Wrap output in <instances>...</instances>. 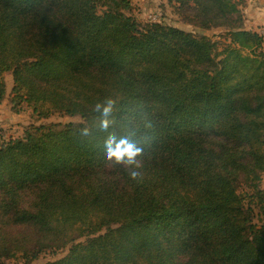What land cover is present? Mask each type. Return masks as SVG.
<instances>
[{"label":"trees","instance_id":"1","mask_svg":"<svg viewBox=\"0 0 264 264\" xmlns=\"http://www.w3.org/2000/svg\"><path fill=\"white\" fill-rule=\"evenodd\" d=\"M166 1L222 40L131 0H0V103L10 74L13 106L80 118L1 141L0 264H264V38L246 0Z\"/></svg>","mask_w":264,"mask_h":264},{"label":"rangeland","instance_id":"2","mask_svg":"<svg viewBox=\"0 0 264 264\" xmlns=\"http://www.w3.org/2000/svg\"><path fill=\"white\" fill-rule=\"evenodd\" d=\"M246 1L247 3L245 8L250 5V3H260V5H262V7L264 8V0ZM131 2L134 11L129 12V14L136 19V22L140 26L149 22H163L164 24L175 26L186 32L193 33L194 35L205 37L206 39L211 41L222 40L221 37H223V29L202 30L194 26L193 24H189L187 21L184 20V18L179 14V12L174 8V6L169 5L166 0H131ZM243 14H246L244 12V9ZM258 22H263L264 24V20ZM258 25L259 24L247 25V27H251L256 33H258L264 38V26ZM243 27L246 28L245 21L243 23ZM4 82L6 85V95L5 99L0 103V141L8 139L7 137L19 136L23 128L29 125L30 123H68L80 121V118L78 116L68 117L58 114H53L47 119H37L36 115L33 114L32 111L27 108L24 104L19 106H13L10 103L9 95L13 85L10 74H4ZM5 134H7V136H5ZM256 211H258V209H256ZM254 216V223L259 225L261 223L262 216L259 212H256V215ZM67 252L68 248L58 251H45L29 264H45L47 262H53L64 257ZM5 264H15V262L9 260L6 261Z\"/></svg>","mask_w":264,"mask_h":264},{"label":"crops","instance_id":"3","mask_svg":"<svg viewBox=\"0 0 264 264\" xmlns=\"http://www.w3.org/2000/svg\"><path fill=\"white\" fill-rule=\"evenodd\" d=\"M244 12L246 13L245 14L246 29L254 31V29H252L251 27H247V25L259 24L258 26H264L263 22H258V21L264 20V8L262 7V5H260V3H256V4L250 3V5H248L244 9ZM255 30H257V29H255ZM20 134H21V132H20ZM20 134H19V136H20ZM5 136H7V134H5ZM7 138H16V137H7ZM0 143H1V141H0ZM261 187L264 188V175L262 176Z\"/></svg>","mask_w":264,"mask_h":264},{"label":"clouds","instance_id":"4","mask_svg":"<svg viewBox=\"0 0 264 264\" xmlns=\"http://www.w3.org/2000/svg\"><path fill=\"white\" fill-rule=\"evenodd\" d=\"M106 111H107V109H106ZM126 149H127V152L123 153L122 156L119 159H116L114 157H109V158L115 159L116 163H121L124 160V157L126 156L128 163L133 162L134 158L139 154V149L135 148V146L130 144V143L126 144ZM138 166L139 165H137V167ZM139 175H140L139 172H135V171L131 172V176L133 178H136Z\"/></svg>","mask_w":264,"mask_h":264},{"label":"built area","instance_id":"5","mask_svg":"<svg viewBox=\"0 0 264 264\" xmlns=\"http://www.w3.org/2000/svg\"><path fill=\"white\" fill-rule=\"evenodd\" d=\"M263 31H264V30H263ZM263 31H262V32H263Z\"/></svg>","mask_w":264,"mask_h":264}]
</instances>
